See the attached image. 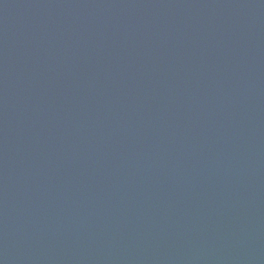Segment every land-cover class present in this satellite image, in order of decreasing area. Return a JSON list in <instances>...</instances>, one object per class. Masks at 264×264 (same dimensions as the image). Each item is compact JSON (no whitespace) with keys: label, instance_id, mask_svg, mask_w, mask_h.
I'll use <instances>...</instances> for the list:
<instances>
[{"label":"water","instance_id":"1","mask_svg":"<svg viewBox=\"0 0 264 264\" xmlns=\"http://www.w3.org/2000/svg\"><path fill=\"white\" fill-rule=\"evenodd\" d=\"M0 264H264V0H0Z\"/></svg>","mask_w":264,"mask_h":264}]
</instances>
